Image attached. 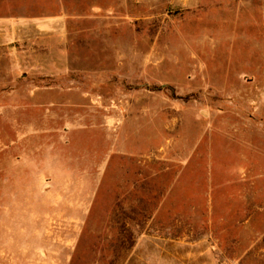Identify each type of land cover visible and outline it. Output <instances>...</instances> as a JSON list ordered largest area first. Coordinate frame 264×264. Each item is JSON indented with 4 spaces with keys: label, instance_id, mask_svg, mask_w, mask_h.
Listing matches in <instances>:
<instances>
[{
    "label": "rangeland",
    "instance_id": "374dc122",
    "mask_svg": "<svg viewBox=\"0 0 264 264\" xmlns=\"http://www.w3.org/2000/svg\"><path fill=\"white\" fill-rule=\"evenodd\" d=\"M0 264H264V0H0Z\"/></svg>",
    "mask_w": 264,
    "mask_h": 264
}]
</instances>
